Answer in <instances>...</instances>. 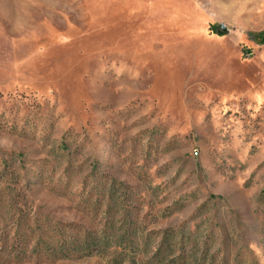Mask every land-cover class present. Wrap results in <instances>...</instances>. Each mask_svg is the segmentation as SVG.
Listing matches in <instances>:
<instances>
[{
    "label": "rangeland",
    "instance_id": "374dc122",
    "mask_svg": "<svg viewBox=\"0 0 264 264\" xmlns=\"http://www.w3.org/2000/svg\"><path fill=\"white\" fill-rule=\"evenodd\" d=\"M263 32L264 0H0V264H264Z\"/></svg>",
    "mask_w": 264,
    "mask_h": 264
},
{
    "label": "trees",
    "instance_id": "16d2710c",
    "mask_svg": "<svg viewBox=\"0 0 264 264\" xmlns=\"http://www.w3.org/2000/svg\"><path fill=\"white\" fill-rule=\"evenodd\" d=\"M259 36H260V38H264V32L261 33ZM91 243H93L91 240L84 239L78 246L82 247V248H87V247H89V245H91ZM102 244H105V242L102 241ZM78 246H76L75 248H77ZM58 250H59L58 254L61 257L64 258L65 256H67L66 253L64 252V250L61 247ZM161 254L162 253H161V250H160V251L157 252L156 256H162Z\"/></svg>",
    "mask_w": 264,
    "mask_h": 264
},
{
    "label": "water",
    "instance_id": "95a60500",
    "mask_svg": "<svg viewBox=\"0 0 264 264\" xmlns=\"http://www.w3.org/2000/svg\"><path fill=\"white\" fill-rule=\"evenodd\" d=\"M220 31H221V32H222V31H225V28H224L223 26H221V30H220Z\"/></svg>",
    "mask_w": 264,
    "mask_h": 264
}]
</instances>
